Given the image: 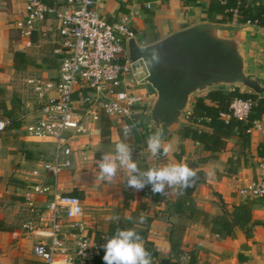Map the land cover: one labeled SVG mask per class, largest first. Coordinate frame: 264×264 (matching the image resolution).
<instances>
[{
	"label": "crops",
	"instance_id": "crops-1",
	"mask_svg": "<svg viewBox=\"0 0 264 264\" xmlns=\"http://www.w3.org/2000/svg\"><path fill=\"white\" fill-rule=\"evenodd\" d=\"M49 1L53 4L65 2ZM215 1L96 0L95 9L109 21H116L121 14L129 13L138 43L147 45L200 22L231 24L221 22L225 16L211 10ZM24 4L25 0H0V118H7L6 112L10 110L19 118L25 100L23 77L54 75L51 73L53 67L45 65L43 59L36 60L37 65L29 63L22 69L13 66V51H24L31 56L38 51L37 48L46 45L50 52L58 39L55 24L49 19L33 35V47L20 49L19 32L14 21L21 16ZM88 119L85 132L73 142L72 166L58 175L57 187L65 194L79 197L83 207L81 218L87 233L96 242H106L110 226L117 222L113 217L137 213L151 218L147 240L159 252L151 259L152 264H165L162 259L171 254V238L180 242L181 255L194 256V264H264V197L254 198L252 217L258 223L250 237L240 229H235L230 236L213 233L210 224L205 223L202 217L191 219L178 211L175 203L180 190L178 187L166 189L165 199L155 202L143 197L140 191L125 187L127 174L124 169H118L111 182L101 180L97 161L103 153L113 152L115 144L122 139V122L118 117L104 113H101L100 120ZM136 121L139 122L138 130H134L129 143L132 145V158L142 170L186 163L209 154L192 139L181 138L179 133L173 132L163 141L166 146L170 145L168 154L162 158L151 156L146 146V138L150 134L143 127L142 114ZM259 121L264 125V120ZM100 124L105 127L106 134L101 133ZM181 146L183 153L178 161L175 153ZM48 147V142L28 137L21 121L19 127H7L0 132V264H44L34 255L33 247L48 238L25 230L23 223L31 217L40 225L39 216L49 197L37 196L34 207L27 209L23 206V193L26 184L36 179L30 174L31 169L37 166L36 160L50 155L47 154ZM140 150L142 153L139 154ZM263 152L264 134L257 129L250 132L247 153L239 152L234 138L228 139L226 147L216 154V158L198 164V169L204 172V179L192 193L195 207L209 216L223 210L231 211L234 205L245 199L235 189L256 175V163ZM84 155L86 159H83ZM40 171L41 176L37 179L51 183L52 176L43 169ZM125 192L131 195L127 206L123 205ZM141 204H145V211H139ZM137 225L145 227L144 223L138 222ZM141 242L144 246V239ZM71 264H75L74 261Z\"/></svg>",
	"mask_w": 264,
	"mask_h": 264
},
{
	"label": "built area",
	"instance_id": "built-area-1",
	"mask_svg": "<svg viewBox=\"0 0 264 264\" xmlns=\"http://www.w3.org/2000/svg\"><path fill=\"white\" fill-rule=\"evenodd\" d=\"M95 2L65 0L50 5L41 0H25L21 16L14 21L19 32V47L27 50L33 47V35L39 27L52 20L58 34L52 50L61 55L56 75L22 78L28 94L18 118L28 137L48 142L53 147L49 156L36 160L37 166L30 171L36 179L26 184L23 193V206L27 209L34 207L37 196L49 197L39 216L41 224L31 217L23 223L25 230L48 238L33 247L34 255L44 264H71L76 258L82 261L103 259V244L87 233L81 218V200L59 191L57 177L72 166L73 142L85 132L89 117L97 121L100 113L116 116L123 126L131 123L129 113L136 121L149 100L146 89L131 74L133 62L128 56V42L136 38L131 28L132 16L123 13L116 21H109L96 11ZM226 11L232 12L228 23L255 25L250 21L240 22L237 8ZM252 104L250 98L236 97L229 108L234 117L245 120ZM10 122L9 118H0V132ZM255 129L264 134V125L259 120L254 121L248 131ZM40 169L52 176L51 183L37 179L41 176ZM235 192L243 198L264 197V152L257 160L256 175ZM178 263L186 264V256L181 255Z\"/></svg>",
	"mask_w": 264,
	"mask_h": 264
},
{
	"label": "water",
	"instance_id": "water-1",
	"mask_svg": "<svg viewBox=\"0 0 264 264\" xmlns=\"http://www.w3.org/2000/svg\"><path fill=\"white\" fill-rule=\"evenodd\" d=\"M128 56L133 78L149 96L143 127L148 134L161 133L162 141L187 123L202 92L219 88L264 96V28L256 25L200 22L147 45L131 38Z\"/></svg>",
	"mask_w": 264,
	"mask_h": 264
},
{
	"label": "trees",
	"instance_id": "trees-1",
	"mask_svg": "<svg viewBox=\"0 0 264 264\" xmlns=\"http://www.w3.org/2000/svg\"><path fill=\"white\" fill-rule=\"evenodd\" d=\"M47 4L53 3L49 0H41ZM237 8L239 21H250L255 25L264 28V0H225V3H221V0H216L211 6V10L219 12L225 16L221 22H229L232 18V12H227V9ZM227 17V18H226ZM52 60L48 57L43 58V63L48 67H55L59 65L60 54L53 53ZM13 66L15 69H22L29 63L31 58L24 52L15 50L12 53ZM56 62H55V61ZM250 98L253 100L250 112L245 120L234 117L229 108L232 99ZM2 107V106H1ZM6 112V111H4ZM12 110L6 112L7 118L10 119L8 127L16 128L20 126V121L17 115L12 114ZM101 118V113L98 116V120ZM264 120V96H259L254 93L240 92L238 90L224 91L222 89H212L205 96H199L194 99L190 113L187 116V123L182 125L178 133L181 138H190L194 142H199L204 150L209 152L207 155H200L194 160H189L185 164L193 168L197 172V178L192 186L179 190L178 197L175 203H177L178 211L187 215L191 219L202 217L203 221L210 224L211 231L221 236L233 235L235 229L243 231L246 237L252 235L254 225L258 221L252 217V208L254 204V198H245L239 203L233 206L231 211L223 210L221 213L209 216L203 210H199L195 207L192 193L203 179L204 172L198 169V164L206 162L208 159L216 158V154L223 150L227 145V140L234 138L238 145V150L241 153H247L250 148V132L248 129L252 126L254 121ZM139 123V122H138ZM100 129L102 134H106L107 131L104 126ZM183 153L182 146L178 153H175V158L180 161L181 154ZM141 195L151 201L160 202L165 199V195L153 194L150 186H146L140 191ZM131 195L125 192L123 205L127 206ZM145 211V204H141L139 211ZM133 220L125 221L124 217L114 224H112L107 232V237L113 235L117 225L121 228H135L144 239V247L150 252L151 259L158 256L159 252L153 247L152 242L147 240V227L151 221L150 217L133 213L130 215ZM144 216L145 227L137 225L139 217ZM181 256L180 242L174 241L171 238V254L168 258L162 259L165 264H179L178 258ZM75 264H105L102 258L95 257L90 261H82L78 258L74 260ZM186 264H194V256L188 254L186 256Z\"/></svg>",
	"mask_w": 264,
	"mask_h": 264
},
{
	"label": "clouds",
	"instance_id": "clouds-1",
	"mask_svg": "<svg viewBox=\"0 0 264 264\" xmlns=\"http://www.w3.org/2000/svg\"><path fill=\"white\" fill-rule=\"evenodd\" d=\"M153 59H156L153 54ZM131 123H126L121 128L122 139L114 146L111 153H103L102 158L97 161L99 178L111 182L117 174L118 169L126 170L125 187L133 191H141L146 186L151 187L152 193L161 196L166 195L168 188L185 189L192 186L197 178L195 169L185 163H172L162 167H149L142 170L132 158V145L129 140L134 130H138V122L132 120V114H128ZM146 146L148 154L157 156L160 153L166 156L170 145L166 146L162 141V134L154 132L147 136ZM162 150V153H161ZM119 221V216L113 217ZM125 221H132L131 216L124 217ZM144 216L139 217V223H143ZM142 237L135 228L117 225L113 235L106 238L102 245L104 249L103 261L105 264H152L151 254L142 244Z\"/></svg>",
	"mask_w": 264,
	"mask_h": 264
},
{
	"label": "rangeland",
	"instance_id": "rangeland-1",
	"mask_svg": "<svg viewBox=\"0 0 264 264\" xmlns=\"http://www.w3.org/2000/svg\"><path fill=\"white\" fill-rule=\"evenodd\" d=\"M232 25H234V24H232ZM38 49V51H36V53H34V55H29L31 58H32V60H31V63H33L34 62V64H36V60H38V59H40V60H42L43 58H50L51 60H52V54L49 52V49H50V47L49 46H46V45H43L42 47H40V48H37ZM55 61V60H54ZM56 62V61H55ZM37 65V64H36ZM53 70L51 71V73H53L54 75H56L57 73H58V68H52ZM53 75V76H54ZM50 77H52V76H50ZM19 81V80H18ZM20 82V81H19ZM15 85L19 88V86H18V84H16L15 83ZM208 93V91H205V92H202V93H200V96H204V95H206ZM25 94V95H24ZM27 94H28V91H27V89L24 87V93H23V95L25 96V98H26V96H27ZM19 100V99H18ZM184 122V121H183ZM146 130H147V127H146ZM47 146V145H46ZM48 150H49V152L47 153V152H45L44 154H51V152L53 151V147H52V145L50 144V143H48ZM46 154V155H47ZM100 243V242H99ZM101 244V243H100Z\"/></svg>",
	"mask_w": 264,
	"mask_h": 264
}]
</instances>
